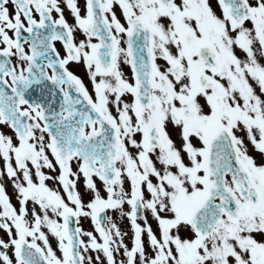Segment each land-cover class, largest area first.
Instances as JSON below:
<instances>
[{"label": "snow or ice", "instance_id": "6c2138e0", "mask_svg": "<svg viewBox=\"0 0 264 264\" xmlns=\"http://www.w3.org/2000/svg\"><path fill=\"white\" fill-rule=\"evenodd\" d=\"M0 264H264V0H0Z\"/></svg>", "mask_w": 264, "mask_h": 264}, {"label": "rangeland", "instance_id": "374dc122", "mask_svg": "<svg viewBox=\"0 0 264 264\" xmlns=\"http://www.w3.org/2000/svg\"><path fill=\"white\" fill-rule=\"evenodd\" d=\"M69 19H70V22H71V18H69ZM79 74L83 75L82 71ZM86 83H87V81H86ZM9 191L11 192V189H9ZM13 202L15 203V200H13ZM84 227H86V228L88 227V224L86 222L84 224Z\"/></svg>", "mask_w": 264, "mask_h": 264}]
</instances>
